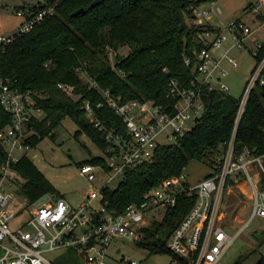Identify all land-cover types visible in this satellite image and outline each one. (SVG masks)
<instances>
[{
	"label": "trees",
	"instance_id": "1",
	"mask_svg": "<svg viewBox=\"0 0 264 264\" xmlns=\"http://www.w3.org/2000/svg\"><path fill=\"white\" fill-rule=\"evenodd\" d=\"M92 1L31 0L19 7L26 16L28 10L35 13L56 2L52 15L30 31L0 44V78L7 79L20 92L30 91L43 110L42 118L30 123L36 131L26 139L30 148L51 136L68 117L76 125L74 136L85 134L102 153L83 164H100L108 170L105 149L109 141L104 130L111 129L123 138L128 135L121 116L107 104L103 92L108 91L118 104L149 101L170 110L176 99L169 94V83L174 80L179 88L190 87L197 75L199 52L205 47L204 32L215 34L221 28L208 22L198 23L195 15L202 3L216 0H102L89 8ZM79 8H84V12L72 15ZM259 15L256 16L260 20ZM235 21L242 22L239 18ZM123 47L128 48L125 54L120 53ZM110 51L114 53L111 58ZM263 56L264 43L254 58L258 61ZM59 82L72 85L73 96L58 88ZM249 92L237 123L234 151L247 148L254 154H262L264 86L256 83ZM198 94L201 112L189 130L177 135L174 141L159 145L149 161L125 169L115 187L102 188L108 211L117 214L125 206L145 200L164 179L184 173L190 160L215 169L218 155L224 152L234 130L241 96L209 89L205 84ZM87 102L91 117L84 109ZM9 123L11 115L0 103V130ZM6 154L0 142L1 161ZM12 165L24 178L21 193L30 201L43 193L55 192L29 155L23 154ZM194 198V194L178 193L175 203L165 208L162 217L152 219L145 227L144 237L137 245L149 253H169L175 263L190 264L168 249L167 240L190 210ZM63 255L66 261L59 264H84L75 260L80 259L75 251L68 250ZM247 258L248 255H238L232 264H244ZM254 264H264V255Z\"/></svg>",
	"mask_w": 264,
	"mask_h": 264
},
{
	"label": "built area",
	"instance_id": "2",
	"mask_svg": "<svg viewBox=\"0 0 264 264\" xmlns=\"http://www.w3.org/2000/svg\"><path fill=\"white\" fill-rule=\"evenodd\" d=\"M263 2L257 0L253 11L259 13L258 7ZM55 4L51 2L35 13L28 10L26 16L21 8L14 9L16 16L22 20L13 34L0 35V44L4 45L16 35L30 31L52 15ZM195 12L198 23L210 19L209 12L204 8L198 7ZM225 28L229 36L223 31L215 34L204 32L205 47L199 52L197 75L191 80L190 87L179 88L176 81L171 80L169 94L176 102L170 106V110L165 111L160 105L149 101L118 104L108 91L103 92L107 104L121 116L128 138L114 134L111 129L104 130L105 139L109 141L105 149L109 169L88 163L80 165L79 173L93 181L94 172L98 169L107 175V180L101 187H90L83 199L73 206L63 197L48 192L34 201L22 195L25 180L12 163L27 154L26 150L30 147L26 139L36 132L30 123L44 114L30 91L20 92L7 79L0 78V103L11 115V123L0 130V142L7 151L5 160H0V264H55L47 254L55 252V259L68 250L75 251L84 264H111L110 259L118 264H139L127 256L121 255L118 260L111 256L108 251L112 242L126 240L137 245L144 237L145 227L156 218L160 209L165 210L175 203L178 193L194 194L195 198L190 210L168 238L167 247L190 264H218L224 251L234 243L244 227L256 219L264 221V153L254 154L247 148L238 153L234 151L237 123L245 110L249 91L256 83L264 86V56L256 61L250 72L237 106L234 130L224 152L218 155L211 176L190 183L185 173L171 175L156 186L145 200L129 204L117 214L108 211L106 202H103L102 188L105 185H110L113 180L121 181L125 169L149 161L159 145L174 141L177 135L191 128L190 122L201 112L202 103L198 94L201 85L228 92L221 80L226 71L219 68L215 75L219 62L212 61L210 51L224 48L225 43L231 47H241L252 29L236 21ZM263 43L258 44L256 51ZM227 51L223 56L236 65V61L227 56ZM112 55L114 53L110 51V58ZM185 61L189 63L187 59ZM57 86L69 97L73 96L72 85L59 82ZM84 109L91 117L88 102ZM239 181H243L249 189L250 209L247 220L242 221L243 226L230 233L224 216H220L221 206L226 188ZM116 253H121V248L117 247Z\"/></svg>",
	"mask_w": 264,
	"mask_h": 264
},
{
	"label": "rangeland",
	"instance_id": "3",
	"mask_svg": "<svg viewBox=\"0 0 264 264\" xmlns=\"http://www.w3.org/2000/svg\"><path fill=\"white\" fill-rule=\"evenodd\" d=\"M29 1L31 0H0V34H13L17 30L22 18L16 16L14 9H18ZM255 5L256 0H216L214 5L211 2H204L200 5V8L209 12L212 22L221 28V31L227 36H229L228 31L224 27L237 18L241 19L243 25L252 29L251 33L243 40L241 47L232 46L228 50L227 56L233 58L236 65L231 64L223 56L220 60V67L226 71V75L221 77V80L227 86L228 93L237 98L242 95L250 72L256 63L254 58L256 47L264 41V18L259 15L261 18L260 20L257 19L256 15L259 13L252 9ZM258 10L264 16V2L258 7ZM229 46L228 43L224 45L225 48ZM127 51L128 48L123 47L120 53L125 54ZM223 52V48L210 51L212 61L222 55ZM81 77L86 80L83 75ZM55 130V137L46 136L42 138L26 152L29 156L37 157V161L34 162L36 167L54 188L55 192L50 194L63 197L72 206L77 205L90 187H101L107 180V175L102 170H95L93 181H89L79 173L81 164L94 156H101L102 153L85 134L74 136L76 125L68 117L64 118ZM21 153L23 152H17V154ZM211 171L212 168L204 162L201 163L193 159L189 161L184 173L190 183H195L203 180ZM117 184L118 181L113 180L110 185L115 187ZM226 191L220 216L221 218L224 216V223L231 229L230 233H234L243 226L242 221H246L248 218L250 209L249 189L243 181H239L235 185H229ZM164 211L160 209L156 218H161ZM117 247L121 248L119 254L116 253ZM108 253L117 260L122 255L139 264H181L175 263L169 253H149L148 249L126 240L113 241ZM238 255H248L244 264H254L261 255H264L263 220L256 219L251 225L244 227L234 243L224 251L218 264H232ZM47 256L55 264L66 261L63 254H59L55 259H53L56 256L55 252H49ZM75 260L82 263L79 258ZM110 262L111 264H118L112 259Z\"/></svg>",
	"mask_w": 264,
	"mask_h": 264
},
{
	"label": "water",
	"instance_id": "4",
	"mask_svg": "<svg viewBox=\"0 0 264 264\" xmlns=\"http://www.w3.org/2000/svg\"><path fill=\"white\" fill-rule=\"evenodd\" d=\"M101 1H102V0H93V1L88 5V7H89V8L94 7V6L98 5ZM83 12H84V8H79V9L73 11V12H72V15H77V14H80V13H83ZM195 120H197V118H195ZM55 135H56V131L51 133V137H55ZM30 160H31L32 162H35V161H37V157H34V156L32 157V156H31V157H30Z\"/></svg>",
	"mask_w": 264,
	"mask_h": 264
},
{
	"label": "crops",
	"instance_id": "5",
	"mask_svg": "<svg viewBox=\"0 0 264 264\" xmlns=\"http://www.w3.org/2000/svg\"><path fill=\"white\" fill-rule=\"evenodd\" d=\"M257 1V0H256ZM214 3H215V1L213 2V5H214ZM252 3V2H251ZM259 14L264 18V16L261 14V12H259ZM22 20V19H21ZM21 20H20V22H21ZM20 22H19V24H20ZM208 22L211 24V25H215L213 22H212V20L211 19H209L208 20ZM225 28V27H224ZM226 29V28H225ZM14 33V32H13ZM0 35H3V34H0ZM6 35V34H5ZM7 35H10V34H7ZM225 44H227V43H225ZM229 48H231V45L229 46V47H226V49H228L229 50ZM226 49H225V47L223 48V51L225 52L226 51ZM224 52L222 53V55H220L218 58H216V59H213V62L214 63H216V62H219V64H218V67H216V70H215V72L214 73H218V69L219 68H221L220 67V64H221V59H222V56H223V54H224ZM227 53H228V51H227ZM224 57V56H223Z\"/></svg>",
	"mask_w": 264,
	"mask_h": 264
}]
</instances>
